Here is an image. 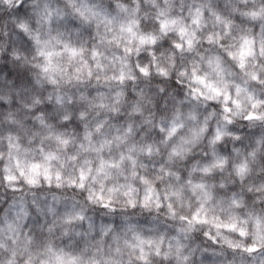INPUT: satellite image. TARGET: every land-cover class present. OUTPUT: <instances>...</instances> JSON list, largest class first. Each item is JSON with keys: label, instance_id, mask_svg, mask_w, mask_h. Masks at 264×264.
Listing matches in <instances>:
<instances>
[{"label": "clouds", "instance_id": "9594fccd", "mask_svg": "<svg viewBox=\"0 0 264 264\" xmlns=\"http://www.w3.org/2000/svg\"><path fill=\"white\" fill-rule=\"evenodd\" d=\"M0 264H264V0H0Z\"/></svg>", "mask_w": 264, "mask_h": 264}]
</instances>
